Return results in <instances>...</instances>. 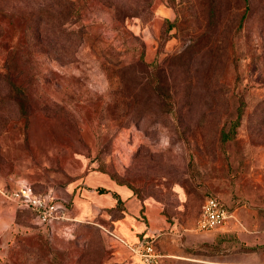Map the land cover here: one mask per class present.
<instances>
[{
  "label": "rangeland",
  "instance_id": "obj_1",
  "mask_svg": "<svg viewBox=\"0 0 264 264\" xmlns=\"http://www.w3.org/2000/svg\"><path fill=\"white\" fill-rule=\"evenodd\" d=\"M67 1L74 15L64 25L83 28L82 39L71 55L41 54L20 68L17 82L33 103L27 117L11 101L0 108L8 118L0 130V197L25 184L66 205V184L101 172L157 207L169 227L193 229L204 197L215 195L235 214L228 220L241 236L260 230L264 0ZM21 22L18 12L0 16V65L23 43ZM139 55L147 77L159 78L154 93L167 87L174 100L171 109L153 100L151 113L134 123L132 111L109 108L116 78L107 68L109 58L126 63ZM2 200L13 216L0 230V264H128L111 242L109 218L69 215L43 232L30 211ZM119 210L118 203L108 213ZM165 232L147 231L158 252L156 239ZM217 244L186 248L189 255L163 257V264H221L216 256L253 252V245Z\"/></svg>",
  "mask_w": 264,
  "mask_h": 264
},
{
  "label": "trees",
  "instance_id": "obj_2",
  "mask_svg": "<svg viewBox=\"0 0 264 264\" xmlns=\"http://www.w3.org/2000/svg\"><path fill=\"white\" fill-rule=\"evenodd\" d=\"M35 2L38 3L34 6ZM151 2L152 0H146L145 5L149 6ZM6 10L21 14L23 43L13 49L11 48L0 65V92L3 93V97H0V108L11 101L16 107L18 115H26L27 117L33 103L27 93L28 88L17 82V78L21 74L20 68L41 54L58 59H61L64 54L71 55L73 52L71 45L76 43L75 40L79 42L82 39L84 30L79 28L71 31L65 27V22L74 15L73 12L70 13L67 0H0V16ZM1 33L2 27L0 25V35ZM213 35L210 31L207 36L212 37ZM109 59L107 73L116 78L115 89L109 104L113 113L122 111L124 114L132 111L129 114L130 118L134 123H137L151 113L149 106L153 105V100L159 101L160 105L158 104V106L162 108L168 106L171 109L174 97L172 98L167 93V87L160 95L154 93L160 83L159 78L147 77V65L140 55L126 63L114 58ZM146 86L149 87L148 94L144 97L138 96L136 90ZM164 112L166 111L162 110L161 114ZM238 117L239 115L235 118L233 125L237 124ZM6 122H8V118L0 114V130L4 128ZM224 137L229 139L226 134ZM119 184L127 186L125 182H119ZM130 189L132 190V188ZM97 190L99 193L105 191L103 188ZM113 197L116 199V204H120L117 195L113 193ZM259 248L261 247L253 246L250 250L257 251Z\"/></svg>",
  "mask_w": 264,
  "mask_h": 264
},
{
  "label": "crops",
  "instance_id": "obj_3",
  "mask_svg": "<svg viewBox=\"0 0 264 264\" xmlns=\"http://www.w3.org/2000/svg\"><path fill=\"white\" fill-rule=\"evenodd\" d=\"M100 188L105 191L99 193L97 189ZM64 192L67 197L68 215H72L73 221L88 214L98 215L101 218L105 216L110 219L107 223L110 226L109 230L127 243L137 241L150 230L166 231V234L156 239L158 250L161 251L164 258H184L189 255L186 248H195L203 244L210 247L211 244L220 243V247H224L229 243L233 249L243 245H257L261 248L251 254L236 252L216 256L215 261L218 263L264 264V226L257 232L255 231L251 237H243L236 231L237 224L228 220L230 217L235 218V214L232 215L230 212L229 218L220 227L213 230L199 231L195 226L192 229L191 225L181 229L176 228L175 224L169 227L164 217L158 213L157 207L155 209L148 201L139 200L129 187L115 182L101 172H94L92 175L88 173L75 178L65 185ZM113 193L120 201L121 210H119L118 216L110 217L108 211L116 207ZM0 198V201L3 202L2 197ZM9 206L0 207V215L3 216L0 230L12 219L13 214L8 210ZM96 221L105 222L100 219ZM167 230L169 231L167 232ZM111 242L120 249L118 251L123 255L122 258L128 259V264H140L126 246L116 239H111Z\"/></svg>",
  "mask_w": 264,
  "mask_h": 264
},
{
  "label": "built area",
  "instance_id": "obj_4",
  "mask_svg": "<svg viewBox=\"0 0 264 264\" xmlns=\"http://www.w3.org/2000/svg\"><path fill=\"white\" fill-rule=\"evenodd\" d=\"M1 195L17 208L30 211L40 231H46L53 223L70 219L65 204L51 201L45 195L35 194L25 184H20L15 189H5L1 191ZM229 216V211L217 196L207 195L200 205L194 226L199 231L213 230L220 227ZM109 233L113 239L126 246L140 264H163L162 255L153 246L152 235L146 234L133 243H127L116 234Z\"/></svg>",
  "mask_w": 264,
  "mask_h": 264
}]
</instances>
